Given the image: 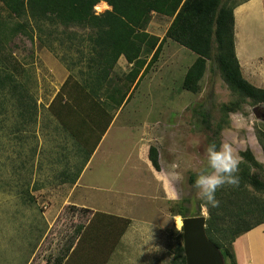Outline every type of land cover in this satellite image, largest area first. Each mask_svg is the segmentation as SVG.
<instances>
[{
	"label": "rangeland",
	"instance_id": "obj_1",
	"mask_svg": "<svg viewBox=\"0 0 264 264\" xmlns=\"http://www.w3.org/2000/svg\"><path fill=\"white\" fill-rule=\"evenodd\" d=\"M244 1L232 0L235 4ZM108 10L105 3L94 7L96 15ZM171 21L153 14L145 31L161 41ZM0 23L4 24L0 29V75L11 74L21 86L19 91L35 103V117L23 122L18 117L22 111L17 108L16 98L2 105L4 94L0 93V264L28 261L30 237L44 232L40 225L44 214L52 206H64L61 212L51 209L49 213L54 221L49 233L52 240L32 261L41 264V258L61 254L67 236L79 223L73 220L78 210L72 209L64 194L68 188L61 191L57 185L70 180L68 177L83 167V159L77 155L76 144L52 117L48 105L69 75L78 79L79 71L85 70L86 61L77 51L85 50L86 43L79 41L88 33L69 29L63 35L61 27L56 28V33L46 24L40 25L39 31L28 17L11 18L1 3ZM16 23L27 25V36L9 34L8 28ZM237 30L246 52L244 76L248 81L245 80L264 89V12L241 14ZM49 48L55 54L47 52ZM146 57V53L141 56ZM79 60H83L81 65L76 63ZM195 60L191 52L166 40L159 58L144 75L140 73L132 83H121L128 101L111 113L109 130L101 138L100 150L83 179L93 187L92 191H77L78 198L93 195L98 205L110 206L101 208L114 210L117 206V212L123 211L130 222L123 240L125 246L118 249L111 264H174L177 250L182 247L181 224L177 222L183 218L172 216L171 209L184 214L183 208H187L193 212L189 217L207 218L193 188L196 174L206 166L209 141L214 140L213 133L203 128L201 114H207L206 120L215 128L222 119L221 105L242 100L229 90L217 70L210 69V63L200 91L185 92L182 82ZM67 66H72L73 71L69 72ZM131 67L121 57L114 77L123 79ZM256 130L264 132V104L255 106L245 100L239 111L228 115L218 141L220 145H231L239 156L250 151L255 161L264 165ZM96 137L97 132L90 136L89 147ZM150 147L157 150L159 172L146 163ZM243 162L242 159L240 164ZM251 171L264 180V170ZM253 194L264 204V194ZM78 216L80 223L88 218L80 212ZM105 257L101 264H109V256Z\"/></svg>",
	"mask_w": 264,
	"mask_h": 264
},
{
	"label": "trees",
	"instance_id": "obj_2",
	"mask_svg": "<svg viewBox=\"0 0 264 264\" xmlns=\"http://www.w3.org/2000/svg\"><path fill=\"white\" fill-rule=\"evenodd\" d=\"M247 1L235 4L232 0H0V3L11 18L28 17L39 31V26L46 24L56 33V28L61 27L63 35L69 29L88 33L79 41L86 43L85 50L77 51L86 61L85 70L79 71L78 79L69 75L48 105L52 117L76 144L77 155L83 159L84 166L110 126L113 119L111 113L128 101L121 83H132L140 73L144 75L159 58L166 40L196 57L182 82L185 92L197 94L200 91V82L207 63H210V69L219 72L224 84L242 103L249 100L255 106L264 104V89L254 87L245 80L235 55L233 12ZM99 3H105L110 10L96 15L94 7ZM153 14L172 19L161 41L145 31ZM3 26L0 23V29ZM8 29L11 35L22 33L27 36V25L24 23H16ZM48 50L55 54L52 48ZM143 53L147 54L145 59L141 58ZM120 57L132 67L123 79H118V83L113 70ZM83 60L76 63L81 65ZM67 69L73 71L72 66H67ZM20 88L11 74L0 75V93L3 91L4 94L2 105L10 104L16 98L17 108L22 111L18 117L22 121L25 118L31 121L35 117V103L24 91L20 92ZM241 102L237 100L221 105L222 119L215 128L206 120L207 114H201L203 128L213 133L214 140L209 143L215 142L220 146L218 136L223 126L227 125L228 115L239 111ZM96 132L95 142L89 147V138ZM255 135L264 159V132L256 130ZM240 156L244 162L239 165V185H225L217 190L218 207H206L200 200L207 211L206 236L221 252L225 264H237L232 247L234 241L264 224V204L253 194H264V180L259 173L251 171L252 168L263 171L264 165L256 162L248 150ZM148 160L152 168L159 172L158 153L153 147L149 148ZM79 172L80 169L76 175ZM183 209L184 214L171 209V215L182 218H188V214L192 216V211ZM95 217H105L114 222L108 230H104L105 236L115 232L108 257L130 222L102 214H95ZM114 226H118L117 231L113 230ZM174 264H185L182 247L177 250Z\"/></svg>",
	"mask_w": 264,
	"mask_h": 264
},
{
	"label": "crops",
	"instance_id": "obj_3",
	"mask_svg": "<svg viewBox=\"0 0 264 264\" xmlns=\"http://www.w3.org/2000/svg\"><path fill=\"white\" fill-rule=\"evenodd\" d=\"M235 10L236 11H234L233 13L235 54L240 65L241 73L247 80V78L244 76L246 69L244 67V64H246V52H244L242 48V41L238 35L237 23L239 22V17L243 13L254 11L261 14V12H264V0H248L247 2L238 6ZM238 41H240V45ZM239 48H241V51L239 50ZM47 52L50 53V51ZM116 67L117 63L114 67L113 72H115ZM257 87L259 88V86ZM101 143L102 141L98 143V146L94 150L93 154L90 156L87 163L80 169V172L77 175L75 174L73 177H68L70 180H64L57 185V188L61 191L65 187L68 188V191L64 194L66 198H69L68 201L71 203V207H75V209L78 210L73 220L74 222L79 223L73 229L72 235L70 237L67 236L63 245L66 247L61 248V254H58L54 257L52 256V259H49L47 257L45 259L41 258V264H101L102 256H107L108 251L111 249V245H113L115 241V232H113L112 235L108 234L107 236H105L104 230H108L110 228V225H112V223L114 222L105 217L94 218L95 214H102L108 217L127 220V216L123 211L117 212V206L114 207V210L101 208L110 206L98 205L93 195L88 197V195L84 194L83 198H78V190H83L86 192L92 191L93 187H89L87 184L83 183V179L86 171L89 169L93 160L97 156V152L98 150H100V147L102 145ZM146 163L152 168L148 159H146ZM40 191H44V189H41ZM59 196L63 197V194L61 193ZM51 209L55 211V213H57L58 211L61 212L64 209V206H52L50 207L49 211L44 214V222L43 224H40L42 226L41 228L44 229V232H42V234L38 237H30V246L32 245L30 257H28V261L25 259L16 261L18 264H32V261L36 259L38 254H40L39 252L41 247L52 240V238L49 236L52 226L54 225V221H52L49 216ZM79 212L80 214L83 213V216L88 215V218L85 222L80 223L81 221L78 216ZM119 225L122 224L120 223ZM117 228L118 226H114L113 230L117 231ZM126 234L127 231L121 237L118 245L114 247L113 252L109 255V264L113 262V258L117 255L118 249L120 247L122 248V246L124 245L123 240L125 239ZM103 240H106L107 243H104ZM104 244H106L105 248ZM232 247L237 264H264V224L238 237L234 241ZM45 254L46 253L44 252V255ZM34 263L37 264L36 262Z\"/></svg>",
	"mask_w": 264,
	"mask_h": 264
},
{
	"label": "clouds",
	"instance_id": "obj_4",
	"mask_svg": "<svg viewBox=\"0 0 264 264\" xmlns=\"http://www.w3.org/2000/svg\"><path fill=\"white\" fill-rule=\"evenodd\" d=\"M242 157L235 153L231 145L224 143L219 147L215 142L206 148V166L196 174L193 188L206 207H218L216 199L218 189L239 185V165Z\"/></svg>",
	"mask_w": 264,
	"mask_h": 264
},
{
	"label": "water",
	"instance_id": "obj_5",
	"mask_svg": "<svg viewBox=\"0 0 264 264\" xmlns=\"http://www.w3.org/2000/svg\"><path fill=\"white\" fill-rule=\"evenodd\" d=\"M255 115L256 110H254ZM205 217L181 219L182 248L185 264H225L221 252L206 236Z\"/></svg>",
	"mask_w": 264,
	"mask_h": 264
},
{
	"label": "bare ground",
	"instance_id": "obj_6",
	"mask_svg": "<svg viewBox=\"0 0 264 264\" xmlns=\"http://www.w3.org/2000/svg\"><path fill=\"white\" fill-rule=\"evenodd\" d=\"M177 224L180 225L181 224V221H178Z\"/></svg>",
	"mask_w": 264,
	"mask_h": 264
}]
</instances>
